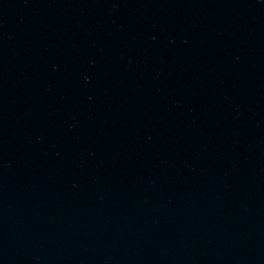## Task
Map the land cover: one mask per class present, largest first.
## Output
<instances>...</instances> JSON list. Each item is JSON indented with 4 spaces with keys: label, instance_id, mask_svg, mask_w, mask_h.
<instances>
[{
    "label": "water",
    "instance_id": "1",
    "mask_svg": "<svg viewBox=\"0 0 264 264\" xmlns=\"http://www.w3.org/2000/svg\"><path fill=\"white\" fill-rule=\"evenodd\" d=\"M0 264H264V0H0Z\"/></svg>",
    "mask_w": 264,
    "mask_h": 264
}]
</instances>
